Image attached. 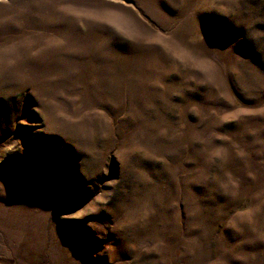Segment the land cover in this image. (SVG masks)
<instances>
[{"label": "rangeland", "instance_id": "1", "mask_svg": "<svg viewBox=\"0 0 264 264\" xmlns=\"http://www.w3.org/2000/svg\"><path fill=\"white\" fill-rule=\"evenodd\" d=\"M0 264H264V0H0Z\"/></svg>", "mask_w": 264, "mask_h": 264}]
</instances>
